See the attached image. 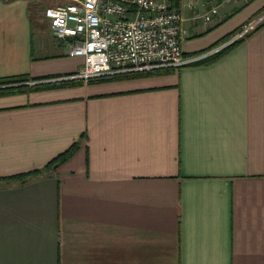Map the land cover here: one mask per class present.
Returning a JSON list of instances; mask_svg holds the SVG:
<instances>
[{"label": "crops", "instance_id": "0c3cea01", "mask_svg": "<svg viewBox=\"0 0 264 264\" xmlns=\"http://www.w3.org/2000/svg\"><path fill=\"white\" fill-rule=\"evenodd\" d=\"M31 4L0 0V78L76 73L84 58ZM177 8L188 56L227 44L264 0ZM78 140L52 173L0 184V264H264V21L211 63L0 96V177Z\"/></svg>", "mask_w": 264, "mask_h": 264}, {"label": "built area", "instance_id": "2783aa9c", "mask_svg": "<svg viewBox=\"0 0 264 264\" xmlns=\"http://www.w3.org/2000/svg\"><path fill=\"white\" fill-rule=\"evenodd\" d=\"M217 13L218 7L212 5L205 12H195L192 20L208 24ZM44 16L68 55L84 58L76 73L50 81L79 79L85 83L116 74L192 64L242 38L264 21L263 14L227 44L187 56L182 48L185 19L171 0H73L47 7Z\"/></svg>", "mask_w": 264, "mask_h": 264}, {"label": "trees", "instance_id": "16d2710c", "mask_svg": "<svg viewBox=\"0 0 264 264\" xmlns=\"http://www.w3.org/2000/svg\"><path fill=\"white\" fill-rule=\"evenodd\" d=\"M171 1L174 7H179L180 0H171ZM228 38H230V36L222 39L221 41H219L218 44L214 45L209 50L222 45L225 41H227ZM239 40L240 39H237L233 43L223 47L221 50L217 51L216 53L210 56H207L189 65H200V64L214 62L215 60H217L218 58L226 54L235 44L239 42ZM204 52L206 51L193 53L188 56L200 55ZM184 54L187 55L186 53ZM174 70H175L174 68H159V69H153L150 71H133L129 73L116 74V75H112L109 77L98 78V79H93V80L99 81V80H116V79L145 77V76H150V75L168 74V73H172ZM33 80H38V79L32 78L28 75H16V76L0 78V96L26 93V92H32V91H37V90L61 87L65 85L83 83L82 80L73 79V80H60V81H50V82H35L31 84L30 81H33ZM79 146H80V141L78 140L75 143H73L64 152L58 154L51 161H49L43 169H37V170L19 173L17 175H12V176H7V177H0V184L5 185V183H10V182H17L19 184H23V183L28 182L34 177L45 176L47 174H50L54 170H56L60 165L65 163L67 160H69L76 153Z\"/></svg>", "mask_w": 264, "mask_h": 264}, {"label": "rangeland", "instance_id": "374dc122", "mask_svg": "<svg viewBox=\"0 0 264 264\" xmlns=\"http://www.w3.org/2000/svg\"><path fill=\"white\" fill-rule=\"evenodd\" d=\"M30 1L32 3L31 6H32V11L34 12V15L36 13L37 15L43 17L44 16V10L47 7H49V6H55V5L62 4V3L66 4V3H69L71 0H30ZM38 32L39 31L36 30V33H38ZM37 36L39 37L40 34L39 35L37 34ZM180 68H178V69H180Z\"/></svg>", "mask_w": 264, "mask_h": 264}]
</instances>
